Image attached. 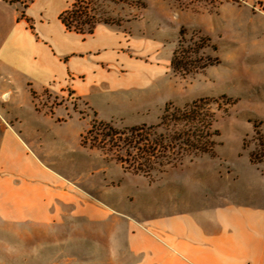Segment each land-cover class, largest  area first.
Instances as JSON below:
<instances>
[{"label":"rangeland","instance_id":"1","mask_svg":"<svg viewBox=\"0 0 264 264\" xmlns=\"http://www.w3.org/2000/svg\"><path fill=\"white\" fill-rule=\"evenodd\" d=\"M5 1L2 14L10 26L16 15L17 27L0 44L13 83L1 86L0 121L40 144L41 161L103 220L0 223V264H138L141 247L174 264L178 240L161 227L172 218L185 233L227 238L212 247L217 264H264L263 254L239 255L258 220L264 229V0H85L99 21L90 36L59 21L76 0ZM178 50L189 65L180 77L171 66ZM197 60L207 67L193 75ZM199 101L218 132L211 155L136 175L119 160L136 162L141 151L125 139L117 151L100 135V124L156 127L166 102L182 110Z\"/></svg>","mask_w":264,"mask_h":264},{"label":"crops","instance_id":"2","mask_svg":"<svg viewBox=\"0 0 264 264\" xmlns=\"http://www.w3.org/2000/svg\"><path fill=\"white\" fill-rule=\"evenodd\" d=\"M3 2L5 5L8 4L5 0ZM3 7H0V44L2 41H7L8 31L17 27L16 22L14 24L16 15L12 16L13 25L10 26L7 19L8 13L2 14L5 10ZM17 31L18 29L13 30L12 33L17 34ZM15 36L11 38L12 41H15ZM2 64L3 61L0 58L1 106L5 105L4 98L8 94V91H4V89L2 91L1 86L13 84L12 79L2 70ZM0 122L2 123L0 126L1 224L9 226H23L25 224L52 226L64 224L71 218L86 217L91 222L103 220L99 210L92 207L87 200H82L78 196L79 192L76 194L77 191L66 188L64 180L41 161L39 156H44L45 153L40 144L32 139L25 140L21 131L11 125L9 121L2 119ZM255 226L254 238L250 246L246 248L248 253L245 250L247 255L244 250H240L239 255L243 253V256H259L261 254L264 256L263 221L258 220ZM161 227L162 229L165 228V235L178 240L176 241V249H169L174 254V264H217L214 256L215 250H212V247L214 248L217 243L222 244L218 242L221 240L226 243L227 238H222L219 236L220 234L206 237L207 234L202 233L201 230L196 231L192 227H189L188 233H185L180 224V219L175 218L167 220ZM203 242H208L209 246L202 248ZM141 248L146 259L145 262L143 260L138 264H167L168 258H162L164 261L158 260L154 251L147 247ZM131 252L132 256H143V253L137 252L136 249L131 250ZM224 264L229 263L225 262ZM239 264H245V261L242 260Z\"/></svg>","mask_w":264,"mask_h":264},{"label":"trees","instance_id":"3","mask_svg":"<svg viewBox=\"0 0 264 264\" xmlns=\"http://www.w3.org/2000/svg\"><path fill=\"white\" fill-rule=\"evenodd\" d=\"M28 1L32 3L33 0ZM85 4V0H76L69 10L60 15L59 21L66 32L82 36L92 35L99 21L90 16V13L87 12L88 8H84ZM23 7L27 9V3H24ZM180 55V50L175 52L171 62L172 70L179 77L180 69L184 70L189 66L183 57L180 59ZM197 62L200 64L201 60H197ZM206 67V65L196 67L191 74L195 75L199 71L205 70ZM203 107V102L199 101L192 103L191 107L180 110L169 102L164 105L160 123L156 127L146 128L143 126L124 131L114 130L107 124H100L98 127L102 126L100 131L102 140L108 141L113 149L118 151L119 140L125 139L129 147L141 151L142 154L136 155L134 159L136 162L145 161L146 164L141 168H135L136 162H133L131 158L121 157L119 161L124 169L136 175L148 176L155 170V167L174 166L184 156L211 155L213 153L215 144L210 139L213 136H218V132H212L207 126L206 121L208 120L202 114ZM178 127L181 128L175 130ZM259 141L262 142V140ZM142 145L143 147L140 148ZM147 168L148 170L144 171Z\"/></svg>","mask_w":264,"mask_h":264}]
</instances>
